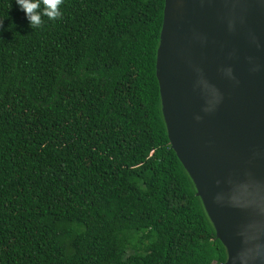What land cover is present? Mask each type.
I'll list each match as a JSON object with an SVG mask.
<instances>
[{
	"label": "trees",
	"instance_id": "16d2710c",
	"mask_svg": "<svg viewBox=\"0 0 264 264\" xmlns=\"http://www.w3.org/2000/svg\"><path fill=\"white\" fill-rule=\"evenodd\" d=\"M164 0H0V264H220L155 74Z\"/></svg>",
	"mask_w": 264,
	"mask_h": 264
},
{
	"label": "water",
	"instance_id": "95a60500",
	"mask_svg": "<svg viewBox=\"0 0 264 264\" xmlns=\"http://www.w3.org/2000/svg\"><path fill=\"white\" fill-rule=\"evenodd\" d=\"M155 74L220 264H264V0H164Z\"/></svg>",
	"mask_w": 264,
	"mask_h": 264
},
{
	"label": "clouds",
	"instance_id": "9594fccd",
	"mask_svg": "<svg viewBox=\"0 0 264 264\" xmlns=\"http://www.w3.org/2000/svg\"><path fill=\"white\" fill-rule=\"evenodd\" d=\"M63 0H15L18 9L31 27H39L42 23V16L49 20H56L61 16L60 5Z\"/></svg>",
	"mask_w": 264,
	"mask_h": 264
}]
</instances>
